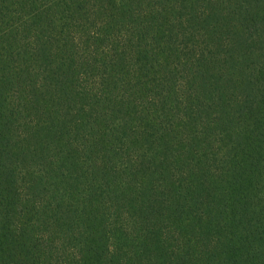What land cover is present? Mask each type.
<instances>
[{"label": "trees", "instance_id": "1", "mask_svg": "<svg viewBox=\"0 0 264 264\" xmlns=\"http://www.w3.org/2000/svg\"><path fill=\"white\" fill-rule=\"evenodd\" d=\"M0 264H264V0H0Z\"/></svg>", "mask_w": 264, "mask_h": 264}]
</instances>
